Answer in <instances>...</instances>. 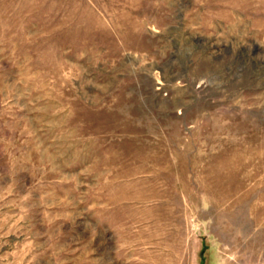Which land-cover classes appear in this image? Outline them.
Instances as JSON below:
<instances>
[{
    "label": "rangeland",
    "instance_id": "1",
    "mask_svg": "<svg viewBox=\"0 0 264 264\" xmlns=\"http://www.w3.org/2000/svg\"><path fill=\"white\" fill-rule=\"evenodd\" d=\"M0 264H264V0H0Z\"/></svg>",
    "mask_w": 264,
    "mask_h": 264
}]
</instances>
